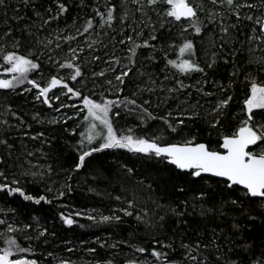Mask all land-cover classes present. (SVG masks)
Masks as SVG:
<instances>
[{"label": "snow or ice", "instance_id": "obj_1", "mask_svg": "<svg viewBox=\"0 0 264 264\" xmlns=\"http://www.w3.org/2000/svg\"><path fill=\"white\" fill-rule=\"evenodd\" d=\"M18 3L20 7L0 0V9H4L7 16V10L11 7V19L17 24L13 29L5 20V28L0 33V58L3 65H7L5 72L11 75V79H0V89L14 90L27 81L32 89L37 90L35 100L49 108L53 107L52 99L60 100V95L53 92L57 88L69 98H77L82 102V107L61 103L55 109L60 111L63 107H73L78 108L76 116L84 113V127L74 146L77 154L72 157V164L67 168L68 178L61 188L70 192L72 173H79L82 169L91 168L90 175L94 179L103 177L108 168L96 154L108 149H125L142 157L146 163L164 165L163 171L169 173L167 180L157 176L148 183L150 191L155 192L153 183L159 189L158 194L148 198L151 207L145 204L138 208L137 193L133 189L132 199L125 201L126 207L115 209L112 215H104L99 221L119 225L122 216L134 217L137 224L143 226L146 240L135 244L128 240L121 242L132 252L140 254L139 257L127 258L124 264H264V233L259 236H245L241 227L242 223L255 222L258 217L264 222V56L253 55L257 48L264 52V0H261L260 4L255 0H119V3L105 0L104 10L98 5L94 6L93 15L83 18V23L79 26L78 22L82 18H74V31L71 34H67L66 28L56 27L43 37L41 33L54 23L58 25L60 19L69 12L67 0H47L46 4L44 0L39 4H36L35 0H18ZM78 7L83 9L88 5L84 0H80ZM21 8H31L35 19L22 15ZM245 9L248 11L245 12ZM150 12H154L158 18V26L149 15ZM136 13L140 14L139 17ZM202 16L204 19H201ZM96 17H99V20L94 23ZM137 19L140 26L150 28L147 38H144L142 30H138ZM21 21L24 23L19 26ZM245 21L248 23L245 24ZM116 24L121 25L122 30L118 40L112 38L113 47L117 44L124 46L127 55L118 57L113 51L111 58L104 61L107 67L100 71H89L94 80L103 78V83L109 86V90L117 99H107L101 93L100 99L95 100L85 95L81 89L70 86L69 81L73 84L79 82L87 87L84 83L85 63L90 64L102 58L92 55L90 60L85 61L82 58L84 48L79 43L73 47L71 42L78 41L79 37L97 27L101 30L107 27L115 31ZM242 25L251 32L243 33L244 40L239 38ZM176 26H179V35L182 38L179 45L163 35H157L158 32H170ZM216 29L220 33L219 51H211L202 66L195 40L188 39L184 34L200 37L203 42L204 37ZM16 31L20 33L19 37L15 35ZM138 40L140 42H137ZM61 41L68 45L67 50L62 47ZM153 41H160L159 46L152 43ZM25 42L29 47L26 54H21L19 49ZM209 42L213 49L217 48L214 38ZM85 44L95 51V40H86ZM237 44L241 47L237 48ZM244 45H247L246 49ZM9 46L11 51L6 50ZM177 47L176 58H169V50L175 52ZM140 49L148 51L140 52ZM245 50L249 55L241 63L236 58ZM204 51L206 55L209 52L208 49ZM60 52L65 53L63 60L57 59ZM52 53H56V56ZM42 57L52 61L53 67L58 70L56 75L48 78L44 86L35 79H28V73L41 68ZM161 58L164 61L163 68L157 67ZM218 58L222 59L225 65H232L228 84L209 76V70L215 71L220 62ZM59 70H65V75H60ZM157 72L164 73L163 80ZM109 73L112 74L110 77ZM192 73L201 74L203 78L197 79L195 84H186L184 79L179 78H191ZM241 77L245 88L241 114L233 115L230 105L234 97L229 94V90ZM170 79L173 81L171 86L165 83ZM209 83L214 87H208ZM129 84L133 86L131 95H124L121 99L120 96ZM157 92L163 93V96H157L158 103L155 107L166 105L170 100H180V104L174 105L165 115H153L149 109L153 106L152 96ZM193 92L199 94L198 97H193ZM49 93H53L52 97ZM144 93L148 95L145 96ZM205 97L216 99L201 103V99ZM206 104L209 106L205 107ZM114 109L140 113L141 124H146L148 120H162L166 131L173 134L175 139L164 142L163 135L155 133L151 136L118 134L114 119L121 113ZM12 116L19 126L24 128L26 122L23 118L14 112ZM67 119H73V116H68ZM232 119H238V123L233 131L225 134L222 131L224 122ZM199 122L207 126L209 136L212 135V130H216L219 136L216 147H212L209 142L200 141L192 131V125ZM49 123L57 124L60 121L54 118ZM0 126H4V131L0 132V149L11 158L15 145L10 143L7 132L15 126L9 125L7 120H0ZM30 128L31 125H27L23 133L25 137L32 141L39 139L41 144L52 148V139L44 131L30 135ZM128 132L131 133L132 129ZM71 134L76 135L74 129ZM23 148L27 149V145L24 144ZM26 155L32 157L34 152L27 151ZM43 155L47 157L49 154ZM17 160H20L19 156ZM25 162L31 167L18 165L20 176H31L33 182L37 177L51 176L53 172L51 163L46 170L33 171L32 168L36 165L30 160ZM4 163V157L0 156V164ZM121 167L129 176L135 171L133 167ZM0 178H3V182H0V193L7 196L18 195L24 201L37 205L41 202L52 203L46 195L36 196L25 191L19 186L20 179L14 177L9 180L4 171H0ZM145 179L149 177L146 176ZM143 183V180H138L137 187ZM46 191L52 192L53 189L47 187ZM89 191L93 189L90 188ZM169 192L171 195H168ZM64 195V190L57 191V198ZM116 199L120 200L121 197L117 196ZM197 209L204 223L194 227L188 217L197 214ZM86 218L96 221L95 216L89 215ZM60 219L69 227L76 223L71 215L65 216L61 213ZM5 224L6 221L0 219V225ZM17 231L22 229L7 224L4 232H0V238H3L5 245L0 247V264H37L35 259L18 255L34 252V249L31 246H21L18 238L12 235ZM47 234V229H44L39 231L35 238L39 239ZM25 238L33 239L31 235ZM149 241L151 248L144 246ZM104 246L103 243L100 244V247ZM116 246L110 245L112 248ZM67 251L72 252L73 249L68 248ZM88 251L95 253L96 249L89 248ZM174 253H178V256L173 255ZM14 256L16 258H13ZM59 264H73V261L70 258L61 259ZM104 264H114V260H106Z\"/></svg>", "mask_w": 264, "mask_h": 264}, {"label": "trees", "instance_id": "obj_2", "mask_svg": "<svg viewBox=\"0 0 264 264\" xmlns=\"http://www.w3.org/2000/svg\"><path fill=\"white\" fill-rule=\"evenodd\" d=\"M9 5H15L16 7H20L18 0H6ZM41 0H35L36 4H39ZM45 4L47 3V0H44ZM85 4L89 3V0H84ZM67 3L69 5V12L63 16L60 21V23H64L66 21H73L74 18L80 17L79 10H82L80 7H78L79 3L78 0H67ZM20 13L22 15H25L27 17H31L32 19H35L32 13V9L28 8H21ZM85 13V12H84ZM13 13H12V8L9 7L7 10V16H5V11L4 9H0V33H2L3 29L5 28V20H7L8 24L15 29L17 27L16 21L11 19ZM23 21L20 22L19 26L23 25ZM58 24V25H59ZM53 26H57L55 23ZM48 30V29H46ZM174 32V31H173ZM171 32L164 31L162 35L164 37H169L171 36ZM176 34V33H174ZM16 36H20V33L18 31L15 32ZM160 36V35H158ZM178 36L174 35V39L176 40ZM219 35H214V39L218 43L219 41ZM112 38H106V44H109V41ZM116 39V38H115ZM192 39L195 40L197 49L200 48V43L201 39L200 37H192ZM118 40V39H117ZM207 39L204 38L202 42V49H205L207 46ZM29 45L27 42L23 44V46L20 48L19 52L22 49L28 48ZM54 47V45L52 46ZM124 48V46H121ZM118 44L114 47L109 46L108 50L105 48L107 51V55L112 53L113 51L118 54ZM125 50V48H124ZM100 51H103L102 49ZM109 51V52H108ZM140 52L146 51L140 49L138 50ZM199 51V49H198ZM201 50L199 51L200 54ZM54 56H56V53H52ZM92 55H97V54H92ZM91 55V56H92ZM127 55V51L124 52L123 56ZM59 56V55H58ZM57 56V57H58ZM121 56V57H123ZM243 54L241 55V57ZM244 58V57H243ZM91 57L88 59L85 58V61L90 60ZM142 59V58H141ZM93 64H98V61H95L93 63H85V71L90 68ZM163 64V60L160 59L157 67L161 68ZM7 66V65H6ZM227 65H225L220 59V64L217 68H215L218 77L221 75V70L225 69ZM153 71H156V69H153ZM174 71V70H170ZM42 73L44 75H56L57 74V69L53 67L52 61H48L45 58H41V68L39 70L32 71L28 73V79H31L34 77V75ZM160 74V79H162L161 75H163V72H157ZM197 73H192L191 78H185L183 76H180V79H184V82L187 83V80H192L196 78ZM224 77V76H223ZM243 77L240 78V80H237L232 88L229 90V93L234 96L236 100H241L244 98V84L241 82ZM135 79V77H133ZM223 79V78H222ZM84 82L87 84V86L90 88V92L92 91L93 95L92 98L95 100H99L101 93H103L104 97L107 99H117L116 95H109L107 93L106 84L103 83L102 78H96L95 80L92 78V76L85 75ZM223 82V81H222ZM103 84V87L101 85ZM69 85L77 88L78 82L73 84V82L69 81ZM29 84L27 81H25L23 84L19 85L16 87L14 90L13 89H0V102L3 103H9L16 110L13 112L16 113L19 116L25 117V114L30 113L29 111L34 108V103L31 102L32 99V94L31 93H26L24 90L25 87H28ZM133 91V86L129 84L127 88L125 89V92L120 96L122 99L124 95H131V92ZM85 94V91H83ZM195 93V92H193ZM146 93H144L145 95ZM163 94V93H162ZM197 94V93H196ZM198 95V94H197ZM163 96V95H159ZM69 97V96H68ZM153 100V106L150 107V111L153 113V115L156 116H162L165 115L166 113L163 112V109L168 107L169 105L172 106V103H174L176 100H170L168 104L162 105L161 107L157 108L155 107V104L158 103L156 96H152ZM72 102L76 103H81V101L77 98H72ZM139 102V101H138ZM21 105H24L25 107L21 110L22 107ZM234 106L230 108L232 114L234 111ZM46 111V109H43ZM120 111V116L118 118L114 119V126L117 129L119 124H124L128 123L131 127L135 128L137 130V133H135L134 136H142L145 134H150L152 132H156L158 129L159 131L163 132V137H164V142H168L171 140H174L175 137L173 134H170L166 131V126L163 125L162 120L156 119V120H148L146 124H141L140 122V113L136 111L129 112L127 110L123 109H114V111ZM12 112V113H13ZM12 113L10 116H12ZM13 117V116H12ZM238 123V119H232V120H227L224 122V127L222 131L225 134L230 133L231 131L234 130L235 126ZM77 125H80V127H77ZM83 123L82 120L77 121L76 124L74 125L73 123H66V124H54V125H42L37 127L36 129L29 130L30 135H34L38 131H44L49 138L52 139V148L49 149L47 144H41V141L38 139L36 141H32L31 139L27 138L24 136L23 133L20 135L14 136V135H7L9 136V141L10 143H13L15 145V148L17 151L22 153L20 149H22V144L27 143L28 145H34L36 147H40L43 151L48 153L50 160L53 162V164H56L55 166L62 165L65 167H68L69 165L72 164V157L75 156L77 153L75 151V144L79 140L80 132L83 130ZM75 128V129H74ZM67 129V131H65ZM75 130L76 135H72L71 131ZM192 131L197 134V137L200 141L202 142H209L211 145H216L219 141V136L216 132V130H212V135L209 136L208 134V129L207 126L203 124V122H199L197 124L192 125ZM166 136H165V135ZM214 135V137H212ZM23 142V143H22ZM0 156H3L4 159L6 158V153L3 152L2 149H0ZM98 159L100 161H103L105 165L108 167L109 165L112 164V162H119L122 163L123 165H126L127 167H133L135 169L133 175L131 177H135L136 175L143 176L145 178L146 176L149 177V179H146L148 182H151L152 180L155 179V177L159 176L163 178L164 180H167L169 177V173L167 171H163L164 165L162 164H155V163H146L142 157L138 155H134L130 152H128L125 149H110L107 150L103 153L96 154ZM4 165V164H3ZM92 172V169L89 168L87 170L82 169L79 173H72L74 178L79 179L81 181L93 183L94 185H99L98 184V179L99 178H93L90 173ZM119 173L114 171L112 175V183L113 185H117V177L119 176ZM7 175L10 178H18L20 179L21 183L19 186L23 187L25 191L33 194V195H46L48 199L52 200L51 204H47L44 202H41V204L37 205L33 202L29 201H24L21 197L18 195L16 196H7L4 193H0V199L5 202V204H8L10 206L11 211L13 212L12 215L19 217L23 221H29L32 216H36L40 218L45 224L47 225H52L53 227L57 228L59 233L61 235H69L70 240L73 243L74 249L72 252L71 258L77 262V264H104L106 260H115L116 264H124L125 258L122 255H118L116 251L122 252L126 250L128 247L124 244L121 243L122 241L128 240L132 242L133 244L137 243L140 240H146V235L141 232V227L140 225L138 226L137 223L134 221L133 217H131L128 222L122 220V222L119 225L116 224H110V223H102L99 222L100 220H96L95 222L92 220H89L85 217H72L76 223H74L71 227L64 225L62 220L60 219V214L63 213L66 216V206L68 207H78V208H85L88 206L91 201L97 200L101 203H103V207L110 206V202L113 201V195H109L108 191H105L100 185L98 187V190L103 194L107 195L109 200L107 198H100L94 194H90V192L86 193V190H81L77 188L76 184L74 187H72V190L66 191L65 195L63 197L57 198V195H55L53 192H47L46 188L48 187L47 182L43 181L42 179L36 178V181L33 182L32 177H21L20 176V170L17 169H9L7 171ZM116 177V178H115ZM115 178V179H114ZM124 181V179H123ZM127 182L131 183L128 180ZM173 182H178V181H173ZM134 184H136L134 182ZM161 188L163 185L160 186ZM113 190H116L119 192L118 186L112 187ZM171 188V185H169V189ZM153 189L155 190V194H158L159 189H157V186L153 183ZM153 192V191H151ZM150 192V193H151ZM122 194V193H119ZM152 194V193H151ZM168 195H171L169 192ZM104 200V201H103ZM105 201L107 203H105ZM109 201V202H108ZM191 210V209H190ZM199 211V210H196ZM257 212H259V208L257 207ZM197 214L188 217L189 221L192 222L193 226L195 227L196 224H202L204 223L201 218L197 219ZM216 223H220V221H216ZM83 225V227H81ZM241 227L244 229V235L245 236H259L262 233H264V222H262L259 217L256 219L255 222L252 221H246L241 224ZM4 225H0V232H4L5 230ZM110 233L113 236V242L111 241H106L104 247H100V242L98 240L99 237L103 236V234ZM7 234V233H5ZM14 235V234H12ZM24 234L21 235V238L23 237ZM211 233L209 232V236ZM20 239L19 241H21ZM57 241L54 238H47L43 241L45 245L52 246L54 243ZM116 244L117 246L115 248L110 247V245ZM4 242L3 238H0V247H4ZM145 247L151 248V243L150 241L145 243ZM89 248H95L96 252L91 253L88 251ZM173 255H177L178 253H174Z\"/></svg>", "mask_w": 264, "mask_h": 264}, {"label": "rangeland", "instance_id": "obj_3", "mask_svg": "<svg viewBox=\"0 0 264 264\" xmlns=\"http://www.w3.org/2000/svg\"><path fill=\"white\" fill-rule=\"evenodd\" d=\"M114 3H119V0H113ZM255 2L257 4H260L261 0H255ZM78 3H80V0H78ZM104 3L105 0H89V3L87 4L88 7L83 8L82 10H79V16L82 18L79 20L78 22V26L79 24L83 23V18H90L93 15V7L94 6H99L100 9L103 11L104 10ZM131 7V5H130ZM245 12H247L248 10L245 9ZM85 12V13H84ZM139 13H136V16L139 17ZM149 15L151 16L153 21L157 22V26H158V18L156 17L154 12H150ZM201 19H204V17L202 16ZM99 20V17H96V19L94 20V23H96ZM129 23H131V20L129 21ZM248 22L245 21V24H247ZM136 26L138 27V30H142L144 33V38H147V35L150 31L149 27H142L140 26V21L139 19H137L136 21ZM66 28V32L67 34H71L74 29L72 28V21H66L63 24L60 23L57 26H52L47 28L48 30H46L45 32L41 33V36H46L48 35V33L52 32L53 28ZM210 27H215L214 25H210ZM242 27V33L240 35V40H244L245 36L243 35V33H248L251 34L250 29L247 27H244L243 25ZM115 31H113L112 29H109L107 27H105L103 30H101L99 27H97L94 31H91L88 34H85V36L83 37H79L78 41H73L71 42L72 46L75 47L77 45V43H79V45L81 47L84 48V54H83V59L85 58H89L91 57V55L97 54L99 56H101V60L98 61V64H93L92 66H90L89 69H91L92 71H100L102 68L107 67V65L104 63L105 60H108L111 58V54L109 53L108 55L106 54L107 51L105 50L104 45H107L106 43V38H113L115 37L116 40L120 38V31L122 30V26L119 24L114 25ZM174 31V32H173ZM169 32V31H168ZM172 34L169 37H165L166 39L175 42L177 45H179L182 42V38L179 35V26L173 27L170 31ZM176 33V34H174ZM133 35H135L134 33H131ZM157 35H162V33H157ZM174 35L178 36V38L176 40L174 39ZM185 36H187L188 39H192V37H194V35H189L188 33L184 34ZM214 35H220L219 30L216 29V31L209 33L208 36L204 37L207 39V46L205 49H208L209 52L206 55L205 54V49H202L201 45L202 42L200 41V43H198V45H200L199 51L201 50L200 54H199V61L201 63V65L203 66L205 61L209 58L211 51H219V41L217 43V48L213 49L211 44H210V40L214 38ZM219 39V38H218ZM231 39V38H229ZM86 40H95L96 44L93 45V48L95 49V51L90 50L87 45L85 44ZM137 42H140L139 40ZM2 43V42H0ZM152 43L157 44V46H159L160 41H153ZM62 47L67 50L68 45L65 44L63 41H61ZM114 44V40L111 39L109 41V44L107 45V50L109 46L113 47ZM118 46H120V48H118V54H116V56L121 57L123 56L124 52L126 51V49L124 50L123 47H121V45L118 44ZM237 48H240L241 46L239 44L236 45ZM244 48H247V45H244ZM27 49H22L20 51L21 54H26L27 53ZM103 51H100V50ZM7 51H11V47L9 46L7 49ZM20 50V49H19ZM35 50V49H33ZM146 50V51H143ZM143 52H147V49H142ZM109 52V51H108ZM178 52V47L176 48L175 52H173L171 49L169 50V58L175 59L176 58V53ZM65 53L64 52H60L59 56L57 57V59H61L63 60ZM159 55V53H158ZM249 55V53L245 50L243 52V56L241 57V55L237 56V60L240 61L241 63H243L245 61V59L247 58V56ZM253 55L260 57V56H264V52H262L259 48L255 49ZM244 57V58H243ZM143 59V57H141ZM220 59V58H218ZM161 60H163L161 58ZM220 62L218 63V65L216 66V68L219 66ZM0 65H3V60L2 58H0ZM164 66V61L163 64L161 66V68H163ZM7 66L3 65V67H0V79H11V75L5 72V68ZM88 70L85 71L86 75H90L91 76V72ZM216 71V70H215ZM232 71V65L231 63L227 65V67L223 70H221V75L218 77L217 73H215L212 70H209V76H211L214 80H217L221 83L224 84H228L229 80V76L230 73ZM58 72V70H57ZM59 74L60 75H65V70H59ZM164 75V73H162ZM112 74L109 73V77ZM157 75L160 78V74L157 73ZM163 75H161L163 80ZM224 76V77H223ZM50 77V75H44L42 73L36 74L34 75V77H32L31 79H35L37 80V82H39L41 84V86H44L48 80V78ZM203 77L201 76V74L196 75V78L192 79V80H187L186 84H195L197 79H202ZM223 78V79H222ZM103 79V78H102ZM136 79V77H135ZM243 80V78H242ZM241 80V81H242ZM223 81V82H222ZM139 82V81H137ZM85 83V82H84ZM166 84H168L169 86H171V84L173 83V81L170 79L169 81H165ZM208 87H214V85H212L211 83H209ZM77 88L81 89L82 91H85V95H89L92 98V91L90 92V88L84 87L82 83L78 82ZM24 89H31V91H25L26 93H31L32 94V99L31 102L34 103V108H32L27 114H25V117H22L23 120L26 122L24 128H21L19 126L18 121H16L12 116H10V114L16 110V108H14V106H12L9 103H3L0 102V120H7L9 125H14L15 127H12L8 130V134L9 135H20L21 133H24L25 129H27V125H31L30 130H32L33 128L36 129L39 126L42 125H54L49 123V121H51L52 119H57L60 121V123L57 124H66V123H73L74 125L76 124L77 121H81L82 120V116L84 113H80L79 116H76V113L78 111V108H73V107H63L60 108V111H56L55 109L57 107H59V105L61 103L63 104H67V105H77L78 107H82V102L81 103H76V102H72V98H69L68 96L64 95L63 93H61L60 89H54L53 92H55L56 94L60 95V100L56 101L55 99L51 100V103L53 105V107L49 108L47 105H44L43 103H41L40 101L35 100V95L37 94V90L36 89H32V86L29 84L28 87H25ZM107 93L109 95H114L111 93V90H109V86L106 84V88ZM189 91H192L191 89H189ZM230 94V93H229ZM53 93H49V96L52 97ZM148 93L145 94V96H147ZM159 95H163L162 93L157 92L155 95L153 96H159ZM199 95V94H198ZM198 95L196 93H193V97H198ZM234 97V96H233ZM181 99H183V96L181 97ZM216 99V97H205L201 99V103H204L205 100H209V101H214ZM243 99L241 100H236L235 98L233 99L230 108H232L234 106V111H233V115H237V114H241L240 110L242 108V104H243ZM154 103V102H153ZM180 104V100H176L174 103H172V106L169 105L168 107H166L165 109H163V112H167V111H171L173 109L174 105ZM209 105H205V107H208ZM20 107L21 110L25 107L24 105H21ZM43 109H46L43 110ZM201 111H203V109H201ZM68 116H73V119H67ZM35 117V119H34ZM66 121V123H65ZM75 129V128H74ZM132 129V132L129 133L128 130ZM117 132L118 134H132L135 135V133H137V130L133 127H131L128 123H124V124H119L117 127ZM4 131V126H0V132ZM153 133L157 134V135H163V132L159 131V129L155 132H152L150 134H148L149 136H151ZM165 135V134H164ZM166 136V135H165ZM214 137V135L212 136ZM23 143V142H22ZM26 144L27 145V149L23 148V145ZM212 147H216V145H211ZM20 151H22V153H20L19 151H17L16 149H14L13 151V155L11 156V158H9L6 154V158L4 165L0 164V171H4L5 175L8 177L9 180H11L12 178H10L7 175V171H9V169H17L20 170V168L18 167V165L23 164L24 168H29L31 167V165H29L28 163H26L25 161H32L33 164L36 165L35 168H32L33 171H43L46 170L47 166L49 163L52 164V168H53V172L51 174V176H44L43 178L41 177H37L38 179H42L43 181L47 182L48 187H52L53 189V193L55 195H57V191L58 190H64L65 192L67 191L66 189H62L61 186L65 183V181L68 178V171L67 168L62 165H58L55 166L56 164H53V162L50 160L49 156H44L43 154L46 153L45 151H43L40 147H36L34 145H28L27 143H23L22 144V149H20ZM27 151H33L34 155L32 157H28L26 155ZM17 156L20 157V160H17ZM123 164L119 163V162H112L111 165H109L108 171L103 175V177L98 179V184L105 190L108 191L109 195H113V201L114 202H110L111 205L107 206V207H103V203L94 200L91 201V203L88 204L87 207L85 208H78V207H68L66 206L67 210H66V216L71 215V217H87L89 215L91 216H95L96 220H101V217L104 215H112L114 213L115 209L121 208V207H126V203L125 201L128 199H132V191L133 189H135V192L137 193L136 195V199H137V207H142L145 204H147L149 207H151V203L149 201V196L150 195H154L155 192H151L147 185H148V181L143 178V176L140 175H136L135 177H131L128 174H126L124 172V169L121 167ZM114 171H119L121 173H119V176L117 177V185H113L112 183V175L114 173ZM133 175V174H132ZM31 178V176H28ZM116 178V177H115ZM114 178V179H115ZM124 179V181H123ZM131 182H127L126 180H128ZM138 180H143L144 183L143 185H140L139 187H137V181ZM0 182H3V178H0ZM134 182L136 184H134ZM71 186L74 187L75 184L77 186V188L81 189V190H86V193L90 192V194H95L98 199L99 197L102 198H107V200H109L108 196L103 195L99 190L98 187L99 185H94L93 183H89V182H83L79 179L74 178L73 174H72V179L70 181ZM114 186H118L119 188V192H117L116 190H113L112 187ZM93 189V191H89V189ZM152 194H151V193ZM122 193V194H119ZM120 196L121 199L117 200L116 197ZM104 201V200H103ZM109 202V201H108ZM105 203H107L105 201ZM199 210V209H197ZM81 213V215H76V213ZM199 212V211H196ZM13 212L11 211L10 206H8V204H5V202H3L0 199V219H3L6 221V224L4 225L6 227L7 224H12L13 227H17L19 229H22V231H17L14 234V236L16 238H18V242L21 244V246L23 247H28L31 246L34 249V252L31 253H21L18 254L20 257L22 258H27V259H35L37 261V264H59L61 259H71L73 261V264H77V262H75V260H73L71 258L72 256V252L67 251L68 248H72L74 249L73 243L70 240V236L69 235H61V233H59L58 229L53 227L52 225H47L45 224L40 218L36 217V216H32L31 219L29 221H23L22 219H20L17 216L12 215ZM122 215V213H120ZM197 219H200L201 217L199 215H197ZM131 217H123L122 216V220L127 221L130 219ZM134 219V217H133ZM134 221L137 223V221L134 219ZM138 225V224H137ZM30 226V227H28ZM139 226V225H138ZM141 229H143V226L140 225ZM47 229V235H45L44 237H40L39 239H36L35 237L37 236V233L41 230ZM141 232L143 234L144 231L141 230ZM54 233V235H53ZM23 235V237L21 238V235ZM27 235H31L33 237L32 240H28L25 237ZM47 238H54L57 242L54 243L52 246H47L43 243V241ZM20 239H22L21 241H19ZM100 240H98L100 243L105 244L106 241H115L113 240V236L110 233H106L103 234V236L99 237ZM116 249V248H115ZM49 253H52V255H49ZM116 253L118 255H122L125 260L127 258L130 257H139L140 254L138 253H134L132 252V250L130 248H127L126 250L122 251V252H118L116 251ZM13 258H16L15 256ZM143 259V257H142ZM150 259V258H149ZM114 264L115 260H114Z\"/></svg>", "mask_w": 264, "mask_h": 264}, {"label": "water", "instance_id": "obj_4", "mask_svg": "<svg viewBox=\"0 0 264 264\" xmlns=\"http://www.w3.org/2000/svg\"><path fill=\"white\" fill-rule=\"evenodd\" d=\"M108 150H110V149H108ZM105 151H107V150H105Z\"/></svg>", "mask_w": 264, "mask_h": 264}]
</instances>
